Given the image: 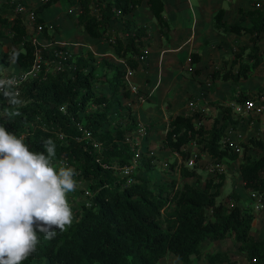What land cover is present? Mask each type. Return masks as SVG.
<instances>
[{
	"label": "trees",
	"instance_id": "1",
	"mask_svg": "<svg viewBox=\"0 0 264 264\" xmlns=\"http://www.w3.org/2000/svg\"><path fill=\"white\" fill-rule=\"evenodd\" d=\"M57 1L51 0L35 10L36 23L44 26L43 37L49 41L54 38L42 14ZM97 1L99 15L92 11L93 0H79L81 13L75 20L76 26L95 39H101L107 26L117 17L115 10H120L124 17L143 2ZM148 3L161 33L169 38L165 31L169 24L164 16V1L148 0ZM239 13L241 21L231 24L225 20L226 11L219 10L214 17V27L226 34L249 35L250 45L241 48L242 53L237 55L227 71H215L213 78L239 82L248 79L250 72L260 68L264 62L260 46L264 38V9H240ZM244 22H249V26H245ZM8 31L12 33L14 47L10 53H0V64L8 65L12 59L21 69L31 68L40 47L29 39L24 18L19 16L11 20L0 15V42L7 38ZM145 35V30L138 28L127 42L117 39L114 45L117 57L126 63L130 71H137L140 67V62L132 56L144 45ZM247 50V56L242 59ZM191 61L199 63L201 56L194 53ZM238 65L239 69L235 72ZM89 68V61L80 57L74 60L72 70L27 82L18 99L25 98L31 103L9 117L8 121L0 120L8 131L26 137L25 143L30 151H45L43 144L51 139L56 145L52 159L64 160L81 170L83 178L91 181L90 187L95 193L93 205L89 208L84 206L83 212L72 209L77 218H73L72 225L66 230L57 229L53 239H46L43 233H37L40 240L37 251L22 264H161L168 257L176 259L178 264H194L195 259L204 257L203 244L206 240L224 241L232 236L240 244L239 249L248 264H264V239H259L252 232L256 216L239 202L230 207L218 201L227 182L225 174L210 176L204 186L199 185L202 176L197 165L191 169L183 163L176 165L180 177L185 179L182 186L174 181L159 186L157 190L146 181L126 184L124 178L116 175L115 165H129L133 154L129 151L130 145L125 142L127 137L124 133L112 138L114 135L111 133L99 132L107 119L104 112H88L90 104L103 107L110 103L107 95L95 92L93 82L96 75ZM125 75L126 72L117 69L111 89L115 95L131 99L132 92ZM9 91L15 93L14 90ZM247 98L241 97L240 100ZM0 103L10 105L4 93H0ZM62 107H66V113L61 111ZM221 108L224 119L235 122L231 109ZM83 115L84 128L92 137L110 143L111 149L98 153L90 141L75 139L83 135L78 127L84 121ZM202 117L200 112L172 116L164 141L166 148L187 160L191 153L186 148L195 143L218 164L240 160L245 188L259 194L264 202V134L241 144L243 152L240 155L225 139L226 126L219 127V121L212 128L196 127V121ZM58 132L66 135L64 140L59 138ZM121 144L125 145L124 149ZM197 160L200 161L201 156ZM189 179H196L198 184H191ZM207 259L210 264H239L229 252H217Z\"/></svg>",
	"mask_w": 264,
	"mask_h": 264
},
{
	"label": "rangeland",
	"instance_id": "2",
	"mask_svg": "<svg viewBox=\"0 0 264 264\" xmlns=\"http://www.w3.org/2000/svg\"><path fill=\"white\" fill-rule=\"evenodd\" d=\"M18 1L21 3L25 2V0ZM76 1L77 0H62L54 4L47 12V17L48 19L50 17L54 22L62 26V30L60 26H52L51 28L52 32L57 33V39L61 40L59 44L61 42L63 44L60 45H66L73 53V58L75 60L81 57L89 61V70L93 69L96 75L93 82L95 92L99 95H107L110 99V103L107 106L100 107L95 104H90L88 106L89 113L104 112L107 116L106 122L99 132L103 134L111 133L114 135L112 138L120 133H124L126 137L133 138L140 128V123H143L147 128L148 135L145 139L146 141L141 147L137 148L138 167L133 172L131 180L128 182L126 179V184L131 185L136 182L140 183L146 181L149 186L156 190L159 189V186L169 185L174 181H176L179 186H182L185 179L180 177V172L176 167V165H180L179 159L173 151L166 148L164 141L172 116L194 114L193 110L188 109L189 103L193 100L196 102H204V105L210 109V112L205 115L206 124L204 125L203 118L202 123L196 122V127L206 126L212 128L215 122L219 121V127L223 125L226 126L224 128L225 139H229L235 143V145L246 143L251 137L263 136L264 116L233 117L235 120L234 122L228 119L224 120L220 118V120L217 118L214 111V109L218 110L219 115L223 112L221 106L227 107V105L234 103L235 100L241 97L264 95V64L256 70L253 69L248 79L239 82H224L213 78L214 71L218 69H221L223 72L227 71L233 60L237 58V55L242 53L241 48L250 45L247 37L235 38L224 34L215 36L213 33L216 31L213 33H206L203 36L213 40L212 43L219 44L220 41H224L227 42L231 48L228 47L219 50L215 47L214 50L210 52L207 51V56L203 64H193L190 59L191 55L186 56L184 60L178 62V60L184 56V51L178 53L177 51L165 48L167 45L170 46V34L166 32L169 35L168 38L162 36L159 32L157 33L150 30L155 29L152 24L157 25L155 18H152L153 22L149 18L148 22L150 23L141 22L140 19L146 20V18L149 17L148 13L134 15L132 17L118 16L107 26L103 37L101 39H95L87 35L84 31L79 32L76 26H72L70 21H72L74 17L77 19L78 14L77 11L75 14H70V10H75L78 5V1ZM39 4L38 0H30V3L26 5L29 7H38ZM250 4L251 6L257 7L261 5L262 7L264 1L250 0ZM224 6L227 8V5ZM15 8L16 6L10 0H7L0 7V15L11 18L15 14ZM92 11L95 15L100 14L97 0H93ZM21 17L24 18L27 26L28 16L24 15ZM148 24H150L148 30L150 33L147 34V45L145 48L148 49L149 54L144 62H140V68L137 71L130 72L127 69L126 63L117 57L114 47L115 44H112L110 39L116 38L121 39L123 42H127L139 26L145 27L147 30L149 27ZM29 28L32 31V27L29 26ZM7 35V38L0 42V53H10L14 47L12 33L8 31ZM34 35L35 34L32 32L29 35V39ZM87 39L94 42L89 43L86 41ZM54 42L57 41H51L49 44ZM178 42L179 34L174 33L173 45H177ZM157 44L159 45L157 46ZM170 48L172 49L173 47L170 46ZM262 49L264 51V45ZM132 57L140 61L141 52L138 51V53ZM244 58L245 55L242 59ZM0 67V73L3 74L22 72V69L12 59L9 60L8 65H0ZM238 68L239 65L236 66L235 71H237ZM117 69L124 73L126 72L125 81L132 90L131 99H126L123 95H115L111 89L112 84L115 83L114 75ZM148 76L151 77L149 78L151 80L147 78ZM145 86H147L148 89ZM134 88L137 90L134 91ZM20 100L21 104L19 106L0 103V120L8 121L9 117H12L17 111L24 109L31 103L30 100L25 98H20ZM82 117L84 121L81 126V123L78 125L79 127L85 125L84 115ZM31 124L33 125V122H31ZM101 143V151L106 148L111 149V146H109L110 143L106 140L102 139ZM124 146V144H121L123 149L125 148ZM186 150L191 151L193 156L204 155V152L193 145H189ZM101 151L98 150V153H101ZM129 151L134 157L135 152H133L131 148H129ZM227 162L228 161L225 163ZM165 163L169 164L168 168L165 167ZM228 164V168L230 169L233 165L230 163ZM53 166L57 169L65 166L73 167L77 172V175L74 177L77 181V188L74 192L67 194V200L71 209L83 212L82 209L84 206L88 208L91 207L93 205L95 193L90 187L91 181L83 178L81 170H78L75 166L69 165L64 160H53ZM198 166L200 167L199 163H197V167ZM116 172V175L121 178L124 177L121 171L116 170ZM202 174V178H205V180L208 179V176L215 177L220 175L218 171H209V173L202 171ZM195 184L198 183L195 182ZM201 184L204 186L205 181H202ZM87 191H90L91 194L87 195ZM232 192V182L228 181L218 201L225 202L230 207L237 204L238 200L232 198ZM245 197V199L241 200L242 206L249 209L256 216V220L258 219L257 223L256 220L253 222L252 232L258 238L264 239V210L258 211L256 209L255 202L251 195H246ZM73 218H77L75 214H73ZM239 246L240 244L235 241L233 236L224 241L211 242L210 240H206L203 244L204 257L202 259H195V264H210L207 257L217 252H229L239 264H248V260L245 258L244 253L240 251ZM164 264H178V262L173 257H169L167 260H164Z\"/></svg>",
	"mask_w": 264,
	"mask_h": 264
},
{
	"label": "clouds",
	"instance_id": "3",
	"mask_svg": "<svg viewBox=\"0 0 264 264\" xmlns=\"http://www.w3.org/2000/svg\"><path fill=\"white\" fill-rule=\"evenodd\" d=\"M14 84L0 80V89ZM4 95L10 105L21 104L17 94L5 91ZM219 117L224 119V114ZM43 147L45 151H30L24 136L0 124V264H22L37 251V233L51 240L57 229L64 231L73 223L67 194L77 188V172L73 167L53 166L56 145L51 139Z\"/></svg>",
	"mask_w": 264,
	"mask_h": 264
},
{
	"label": "crops",
	"instance_id": "4",
	"mask_svg": "<svg viewBox=\"0 0 264 264\" xmlns=\"http://www.w3.org/2000/svg\"><path fill=\"white\" fill-rule=\"evenodd\" d=\"M6 1L0 0V7ZM10 1L12 2L13 0H10ZM35 1H37V0H35ZM61 1L62 0H59V1H57V3L61 2ZM77 1L79 3V0H77ZM163 1L165 4L164 16H165L166 21L169 24V28L166 29L165 31L170 34V46L173 47L171 49L170 46L167 45V46H165V48H169L168 50L177 51L178 53H181L184 51V56L181 59H179L178 62L184 60V58L186 56L192 55L194 53H198L201 56V61L199 63H196V64H203V61H205V58L207 56V51L210 52L211 50H214L215 47L218 48L219 50L222 48L224 49V48L229 47V44L227 42H224V41H220L219 44L214 43V42L212 43L213 40L203 36L206 33H213L216 31L215 33H213V34H215V36H218V34H222V35L224 34V35L235 37V38L247 37L248 41L250 43V36L249 35L236 36V35L226 34L222 31L215 29L214 17L218 13L219 10L224 9L226 11L225 20L227 22L233 24V23H237V22L241 21L242 16L239 13L240 9H244L245 11L253 10L256 8L264 9L263 4H262L263 5L262 7H261V5H259L258 7L257 6H251L250 0H163ZM261 1H264V0H261ZM26 2L30 3V0H25L24 3L27 4ZM57 3H55V4H57ZM224 5H227V8ZM38 7H33V8L37 9ZM51 7L47 8L43 12L42 17L45 20L46 25L49 27V33L54 38L53 41H57V44L60 45L63 43L60 42V44H59V41H61V40L57 39V36H56L57 33H54L51 31L52 26H60V25H59V23L54 22V20H52L50 17H49V19L47 17V12L49 11V9ZM78 8H79V4L77 5V7L75 9H78ZM145 13H148L149 17L146 18V20L140 19L141 22H144V23L148 22L149 18L153 22L152 18H155V17L152 14V11L150 10L148 0H143L141 6H139L133 13H131L127 16L132 17L134 15H141V14H145ZM77 14H78V12H77ZM74 19L76 20V17H74ZM73 20L70 22H71L72 26H76L75 20L74 21ZM155 20H156V18H155ZM148 23H150V22H148ZM243 24L245 26H249V22H244ZM149 25L150 24H148V26ZM152 25L155 27V29L154 30L150 29L151 31H154L157 33L159 32L162 36H164L160 31V26H159L158 22H157V25H154V24H152ZM60 27L62 30V26H60ZM73 28H75V27H73ZM76 28L78 29L79 32L84 31L79 26H76ZM138 28H143L146 32V35L143 37L144 45L140 46V51H141V49L145 48L147 45L146 40H147V34L150 33L148 31L150 26L148 27L147 30L145 27H142V26H139ZM27 31H28L29 35L32 32L34 33L33 28L31 31L28 25H27ZM174 33L179 34V42L177 45H173ZM216 39H217V37H216ZM86 41H88L89 43L94 42V41H91L88 39ZM262 44L264 45V41H261V43H260L261 49L263 46ZM158 45L159 44H157V46ZM229 48H231V47H229ZM262 51H263V49H262ZM248 52H249V50H247V52L244 54L245 57L247 56ZM263 53H264V51H263ZM208 54H210V53H208ZM244 55H243V57H244ZM263 64H264V62H263ZM0 65H3V64H0ZM262 65L260 67H262ZM4 66H6V65H4ZM160 68H161V66H160ZM0 69H1V67H0ZM216 71H220L221 73H224L221 69H218ZM234 71H235V69H234ZM237 71H235V72H237ZM148 72H149V70H148ZM147 78L149 79L151 77L148 76ZM149 80H151V79H149ZM218 80H221V79H218ZM224 82H231V81H224ZM145 87L148 89L147 86H145ZM253 97H264V95H255ZM239 99L235 100L234 102L238 101ZM198 103L201 105L205 104L202 101L198 102ZM204 107H206V106H204ZM206 108H207V113L210 112V109L208 107H206ZM214 111H215L217 118L220 119V117L218 115V110L214 109ZM205 115H204V117H202V118H204V121H203L204 125L206 124ZM201 157L202 158L199 161L200 167L198 166V171H199L200 175L203 176L202 171H204L205 173H209V165H211V162H213V160L209 157V155L207 153L206 154L204 153V155H202ZM153 162H156V161H153ZM228 163L233 165L230 169L228 168V165H229ZM240 163H241L240 160H237V161H228L225 164L227 165V173H226L227 182L231 181L232 185H233V192H232L231 196L233 199L238 200V202L241 204V200L245 199L246 195H248V196L251 195V192H249L245 188L243 178H242V175L240 173ZM203 166H205V167H203ZM209 177L210 176H208L207 178H209ZM188 181L191 184H195V182H197L196 179H191V180L189 179ZM202 181H205V178H202ZM200 185H202V184H200ZM257 222H258V219L256 220V223ZM168 258H165L164 260H167ZM164 260L161 261V264H164ZM195 262L196 261H194V264H195Z\"/></svg>",
	"mask_w": 264,
	"mask_h": 264
},
{
	"label": "built area",
	"instance_id": "5",
	"mask_svg": "<svg viewBox=\"0 0 264 264\" xmlns=\"http://www.w3.org/2000/svg\"><path fill=\"white\" fill-rule=\"evenodd\" d=\"M39 5H44L51 0H38ZM12 3L16 6L15 8V14L13 17H11V20H14L16 17L19 16H28V26H31L34 31V36L30 38V40L33 42V44L39 46L40 48L36 52V61L34 65L29 69H22L21 73H9V74H3L0 73V80H13L15 81V84L12 88H2L0 89V93H4L5 91L14 90L17 96L21 94L22 87L30 81L38 80V79H46L48 75L50 74H58L61 72H67L68 70H72L74 68V55L71 52L69 48L66 47V45H58L57 42L50 43L51 41L46 40L43 36L44 26L41 24L36 23V8L29 7L25 3H21L18 0H13ZM76 11L78 12V15L81 13L80 7L78 9H72L70 10V14H75ZM116 16H121L122 13L120 10H115ZM52 28V27H51ZM42 35V36H41ZM37 36V37H36ZM39 36V37H38ZM110 42L112 44H116L117 39L111 38ZM141 57L140 62H144L147 58V55L149 54V51L147 48L141 49ZM128 69V68H127ZM128 71H130L128 69ZM131 72V71H130ZM134 91L137 89L134 88ZM132 92V90H131ZM205 105H201L196 101H191L188 105L189 110H193L194 113L200 112L202 116L207 113V108L204 107ZM232 110V114L234 117H262L264 116V97H255V98H248L241 102L231 103L229 105ZM61 111L66 113V107H62ZM203 118L198 119L196 122L202 123ZM80 124V123H79ZM78 124V125H79ZM82 124H80L81 126ZM79 127V126H78ZM139 130L136 132L133 138L127 137L126 143L130 145V148L133 152H135V156L132 157L131 162L129 165H126L124 167H114L115 170L121 171L124 175V179H127L129 182L132 178L133 172L138 167V153L137 148L141 147L144 144V141L147 137V128L143 123L139 124ZM79 129L82 131L83 135L82 137L77 136L75 139L77 141H83L87 140L91 142V146L95 150H102V143L101 140L98 138L92 137L91 133L84 128V125L82 127H79ZM59 138L61 140H64L66 135L63 132L57 133ZM137 135V136H136ZM25 137V136H24ZM26 138V137H25ZM227 141L231 144V146L235 147V151L239 154H242L243 149L241 145H235L232 141L227 139ZM191 145L195 146L197 148V145L195 143H192ZM188 158L186 161L184 158L179 154L175 153L179 159V164L185 163V165L191 169L195 168L198 163V156L192 155ZM165 167L168 168L169 164L165 163ZM105 168H110L108 166H105ZM209 171H218L219 174H226L227 173V167L225 164H218L216 162H211V165H209ZM90 191H87V195H90ZM251 197L253 198L255 202L256 209L258 211L264 210V202L262 197L257 193H251Z\"/></svg>",
	"mask_w": 264,
	"mask_h": 264
}]
</instances>
